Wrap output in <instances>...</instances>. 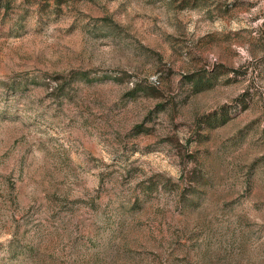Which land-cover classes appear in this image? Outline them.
<instances>
[{"label": "rangeland", "instance_id": "1", "mask_svg": "<svg viewBox=\"0 0 264 264\" xmlns=\"http://www.w3.org/2000/svg\"><path fill=\"white\" fill-rule=\"evenodd\" d=\"M0 1V264H264V0Z\"/></svg>", "mask_w": 264, "mask_h": 264}, {"label": "trees", "instance_id": "2", "mask_svg": "<svg viewBox=\"0 0 264 264\" xmlns=\"http://www.w3.org/2000/svg\"><path fill=\"white\" fill-rule=\"evenodd\" d=\"M1 2V1H0Z\"/></svg>", "mask_w": 264, "mask_h": 264}]
</instances>
